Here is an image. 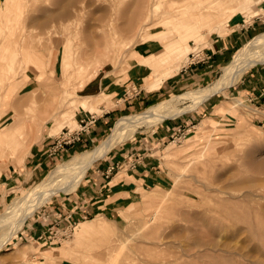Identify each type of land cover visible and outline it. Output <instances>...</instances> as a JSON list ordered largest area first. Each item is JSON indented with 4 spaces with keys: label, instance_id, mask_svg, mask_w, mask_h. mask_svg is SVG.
Returning a JSON list of instances; mask_svg holds the SVG:
<instances>
[{
    "label": "rangeland",
    "instance_id": "1",
    "mask_svg": "<svg viewBox=\"0 0 264 264\" xmlns=\"http://www.w3.org/2000/svg\"><path fill=\"white\" fill-rule=\"evenodd\" d=\"M53 1L37 0L35 9L40 7L53 10L56 8ZM158 1L166 4L167 0ZM70 3V16L60 22L54 21L53 27L30 28L27 37L32 45L39 47L43 60L46 61L48 52L51 53L49 68L55 77L60 73L61 62L64 70H70V74L66 77L60 74L59 79L55 80L50 77L51 73L45 72L44 78L37 81L36 77L41 70L34 64L29 68L21 61L14 67L15 80L7 86L13 100L0 106V129L22 125L26 131V147L15 153L5 150L0 154L1 176L4 171L8 172L9 164L13 170L17 163L22 162L43 134L55 135L66 127H77L76 105L85 101L77 95L79 83L99 64L102 65L99 72L107 74L112 71L111 58L115 54L126 51L121 63L112 72L122 82V77L133 62L147 66L149 60H154L155 63L147 66L149 74L142 85L152 91L161 86H150L152 77L167 65H173L172 74L168 78L174 76L182 66H187L189 53L203 49L208 58L194 64L207 62L210 55L202 47L207 44L210 34H225L231 27L252 21H255L256 27L252 35L235 48L233 54L221 63L206 82L181 92L166 94L140 110L122 114L93 146L60 159L37 178L27 180L19 188L10 189L7 199L0 202V213L25 194L38 187L43 188L41 182L45 183L47 174L58 165L94 148L112 132L120 118L141 113L161 101L175 103L177 95L189 91L199 92L212 88L224 74V66L230 63L239 49L264 31V0H252L251 5L243 9L242 13L216 11L212 9L217 4L215 0H207L204 4H197L194 0H175L171 2L175 8H187L181 14L183 18L189 19L183 24L184 27L180 23L176 30L167 29V33L162 35L146 37L144 35L148 32H144L137 38L131 32L120 29L138 7L137 0H72ZM201 8H205L206 17L199 16ZM3 12L0 13V25H4L1 24L4 22L1 18ZM38 15L37 9H31L22 13L20 18L27 21L29 16ZM7 24L5 31L9 37L14 38L21 31L22 22L11 20ZM162 28L158 25L152 31ZM12 32L13 36H10ZM108 34L112 38L106 47L104 44ZM142 37L146 38L143 40ZM136 49L140 51L136 53L137 59L132 60L128 52ZM142 52L149 54L141 58ZM71 55L77 57V60L80 58L82 62L75 74L71 66H65ZM263 70L264 61H259L247 67L235 81L224 78L227 83L222 84L217 92L195 110L176 117H165L149 126H141L133 136L119 141L102 156H109L125 143L151 141L154 129L166 121L180 120L184 125L164 143L162 186L147 188L134 203L114 214L83 219L81 222L92 219L94 229L85 231L89 235L82 241L76 233L80 227L78 222L66 236L59 237L58 244L43 246L42 242L37 244L33 238H25V226L51 198L73 189L55 193L25 220L12 239L0 247V264H168L175 257H180L179 264H264ZM251 78H254L253 84L258 86L255 89H259L255 93L258 96L256 99H252L254 94H251L255 90L245 86L246 81L252 82ZM16 82L20 85L14 92ZM188 101L183 98L175 104L183 106ZM91 115L90 112L80 118L89 119ZM183 133L185 135L179 139ZM102 157L93 163L94 166ZM93 164L86 172L91 170ZM194 202L196 204L193 205ZM154 213L155 216H151Z\"/></svg>",
    "mask_w": 264,
    "mask_h": 264
},
{
    "label": "crops",
    "instance_id": "2",
    "mask_svg": "<svg viewBox=\"0 0 264 264\" xmlns=\"http://www.w3.org/2000/svg\"><path fill=\"white\" fill-rule=\"evenodd\" d=\"M238 27H231L225 34H210L207 44L202 47L210 55L209 60L182 66L156 90L149 91L142 87L149 70L139 62H133L126 70L123 82L115 76L98 72L78 89L77 95L85 100V107L78 106L75 111L77 121L90 112L96 115V121L82 132L79 140L55 152L51 150L58 134L47 133L40 136L22 162L17 163L13 170L9 164L8 172L4 171L0 175V202L7 199L10 189L19 188L27 180L37 178L60 159L93 146L122 114L140 110L166 94L181 92L206 82L221 63L233 54L235 48L252 35L256 24L252 21ZM253 80L251 78L252 82L246 81L245 86L255 90L251 94H254L252 99H256L258 96L255 93L259 89H255L258 86L253 84ZM181 123L180 120L166 121L151 132V141L125 143L109 156L102 157L86 172L75 190L54 196L33 215L25 226V238H33L34 242H42L43 246L58 244L59 237L66 236L78 222L83 223V219L114 214L134 203L147 188L162 186L164 143L184 125ZM116 163V170L106 175L107 167Z\"/></svg>",
    "mask_w": 264,
    "mask_h": 264
},
{
    "label": "bare ground",
    "instance_id": "3",
    "mask_svg": "<svg viewBox=\"0 0 264 264\" xmlns=\"http://www.w3.org/2000/svg\"><path fill=\"white\" fill-rule=\"evenodd\" d=\"M36 1L37 0H0V13L4 11L1 17L2 20L4 21L3 23L1 22V24L4 25H0V106L1 107L11 103V101L13 100L12 93L9 92L7 86L9 82L15 80L16 71H14V67L16 64L20 63L21 61H23L29 68L31 64H34L37 69L41 70L36 77L37 81L42 79L43 74L45 72L51 73L50 77L55 80L59 79L60 74L61 75L63 74V76L65 77L70 74V70L69 71L64 70L65 68L61 62L60 66L62 68L60 70V73L55 77V73L53 72L52 69L49 68L51 62L50 61L51 53L48 52V59L46 61L43 60L42 59L43 54L39 52L40 51L39 47L32 45L30 41L27 39V37L29 35L30 28L43 29V28L53 27L55 25L53 23L54 21L60 22L61 19L63 20L65 17L70 16L72 12L69 9V6L72 5V3H70L72 0H54L53 4L56 6V8L53 10L41 9L40 7L36 8L39 12V15L31 16V17L29 16L28 20L27 21L23 20L24 21L23 22L20 18L22 13H24L27 10L31 11V9L36 10L35 9ZM173 1L175 0H167L166 4H163L158 0H137L138 7L131 12L125 24H123V26H121L120 29H123L124 32H131L132 36L134 38H137V37H141V35L144 32H148L147 34L144 35L146 37L162 35L164 33H167V29L176 30L177 27L180 26V23H182L181 27H184L183 24L187 22L189 19L183 18L181 14L185 13L187 11V8L185 7L180 8L176 6L177 8L176 9L175 6L172 5ZM194 1L197 4H204L207 0H194ZM215 1L217 4L212 9H215L216 11L223 10L224 12L231 11L232 13H237V12L242 13L243 9L251 5L250 3L252 2V0H215ZM191 3L195 4L192 1ZM204 10L205 8L200 9L199 16L205 15ZM11 20H18L22 22L21 31L18 34H16L14 38L9 37L8 33L5 31V27L8 28L7 22ZM158 25H161L163 28L158 31H152V29ZM11 35L13 36V32L12 34H10V36ZM106 38L107 39L104 45L107 47L110 45V38H112V36L108 34ZM145 38H143V40ZM129 51H130L128 52L129 57L132 60H136L137 59L136 53H139L140 49L138 50L136 49L133 51L129 50ZM124 52L126 51L115 54L111 58L113 69L112 71L107 72V75L113 76L112 72H114L117 66L119 65V63H121L124 56ZM142 55L143 56L141 58L146 57L144 52H142ZM71 56H72L71 59L65 64V66L66 65L71 66L73 69L72 71H74L75 74L76 71L80 69V67L82 66V62L80 58H78L77 60V57L74 58L73 55ZM259 61H264V31L255 35L251 40H248L239 49L236 56L230 61V63L224 66L223 68L224 74L220 79L217 80V82L215 81L216 84L214 86L212 85L213 86L212 88L202 90L199 92H196L195 90L189 91L181 95H177V101L174 99V101H176L175 103H177L178 100L187 98L190 100V102L188 101L189 103L183 106H179V105L177 106L174 102L171 101L170 102L168 101L169 103H166V101H161L157 105L149 106L148 109H146L141 113L124 116L120 118L117 121V123L114 124V128L112 132L109 135H107L100 143L95 145L94 148L86 152H83L81 154L73 156L72 158L61 163L51 172H49L45 177V183L41 182L42 184H44L43 188L40 189V187H38L36 188L35 191H32L33 190L32 189L31 190L32 192L25 194L22 198L18 200L13 199L15 201L12 204H10V206L6 208L4 212L0 213V247L4 243L12 239L15 233L19 229H21L25 220L40 205L46 202L51 196H53L55 193H58L60 191L67 192L72 189L74 190L76 185L80 182V180L83 179L87 169L90 168L96 160L104 156L119 141L133 136L141 126L144 125L149 126L151 124L162 121L165 117H176L186 112L195 110L202 102H204L209 97H211L215 92H217L221 88L222 84L227 83L224 81V78L227 77L228 81L230 80L231 82L235 81L244 73L247 67L251 65H255L256 62ZM152 63H155L154 60L152 61L149 60L146 63V65L148 66L151 65ZM172 66L173 65H167L165 69L156 73L155 77H152L149 85L155 88L159 87L172 74V70H173ZM101 68H102L101 64L94 67L82 78V81L81 83H79L78 86L82 88L89 80H91L94 76H96V74L99 72ZM19 85L20 84H18L17 82L15 83L14 92L17 91ZM76 106L85 107V104L79 103ZM91 116L96 117V115L94 114H92ZM90 118L89 119L79 118L78 125L80 120L84 119L89 121ZM25 141H26V131L23 130L22 125H18L15 128L0 129V154H3L5 150L10 151L11 153H15V151L17 150L20 151L24 150V148L26 147ZM73 142L75 141L67 143L63 147ZM222 190L223 189H221V191ZM194 204L196 203L194 202L193 205ZM190 205L192 204L190 203ZM151 216L154 217L155 213L152 214ZM91 223L93 222L91 220H88L86 222L78 224V226L80 227L77 226L78 231L76 230V233L78 232V239H80V241H82L84 237H87V235H89L85 233V231L94 229V225H91ZM146 224L148 225V223ZM90 234L92 233L90 232ZM194 249H196V247H194ZM179 258L180 257H175L173 260H170L167 263L179 264L180 262Z\"/></svg>",
    "mask_w": 264,
    "mask_h": 264
},
{
    "label": "built area",
    "instance_id": "4",
    "mask_svg": "<svg viewBox=\"0 0 264 264\" xmlns=\"http://www.w3.org/2000/svg\"><path fill=\"white\" fill-rule=\"evenodd\" d=\"M190 55L188 56V64L187 66L194 64L196 62L200 61H205L208 58V55L203 52L202 50H197L195 52L189 53ZM96 121V117L91 116L90 120H80L79 125L74 128L66 127L64 128L57 136L56 138V143L52 147V152H55L59 148H63V146L67 143H70L72 141L79 140L81 138L82 132L86 131L87 128L90 126L91 123ZM185 134H181L178 138L181 139L182 136ZM117 163L116 164H110L107 169H106V175L111 174L114 170L117 168Z\"/></svg>",
    "mask_w": 264,
    "mask_h": 264
}]
</instances>
